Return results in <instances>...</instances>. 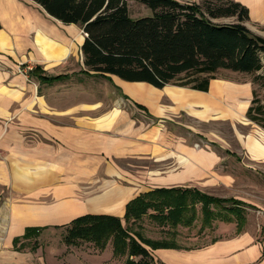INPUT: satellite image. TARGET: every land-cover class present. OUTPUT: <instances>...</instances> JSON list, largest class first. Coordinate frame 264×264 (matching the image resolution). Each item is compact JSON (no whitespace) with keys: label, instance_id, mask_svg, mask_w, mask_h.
Instances as JSON below:
<instances>
[{"label":"crops","instance_id":"obj_1","mask_svg":"<svg viewBox=\"0 0 264 264\" xmlns=\"http://www.w3.org/2000/svg\"><path fill=\"white\" fill-rule=\"evenodd\" d=\"M236 1L249 8V21L264 24V0ZM0 23V264H59L55 254L61 227L89 213L123 218L130 200L154 188L195 187L214 195L213 190L236 180V155L245 167L264 172V127L247 117L252 81L217 77L203 91L112 75L124 97L150 107L164 123L147 126L127 108L96 115L98 105L65 106V96L54 88L61 81L42 84L32 71L40 66L46 75H59L79 53L84 66L80 24L64 23L33 0H0ZM188 113L202 123L245 122L250 128L237 130L236 140L242 153L215 138L196 148L168 127L169 120ZM144 160L152 162L147 172L140 169ZM165 163L176 167L161 170ZM220 223L216 231L224 235L231 227L228 236L197 249H156L161 261L174 264L162 254L170 251L196 258V264H264V239L243 229L246 222L241 227L238 221ZM28 227L42 228L40 246L32 249L28 243L35 239H22L27 246L16 250L15 238Z\"/></svg>","mask_w":264,"mask_h":264},{"label":"trees","instance_id":"obj_2","mask_svg":"<svg viewBox=\"0 0 264 264\" xmlns=\"http://www.w3.org/2000/svg\"><path fill=\"white\" fill-rule=\"evenodd\" d=\"M33 1L64 23L82 26L85 33L81 46L83 73L90 76L109 79L117 75L127 81H144L160 88L175 84L207 91L220 70L254 75V97L247 117L264 127V100L258 93V87L264 88V36L255 34L247 26L250 11L243 3L135 0L150 7L153 14L133 18L130 0ZM226 18L231 21H222ZM32 71L42 83L67 77L66 74L46 75L40 66ZM199 204L205 225H209L214 215L227 222L237 219L239 227L245 221L243 206L247 203L240 199L217 197L195 187H161L130 200L123 218L93 213L78 216L63 226L64 239L68 245L91 242L100 251L111 241L114 255L129 254L126 264H155L148 246L154 250L182 247L173 240L153 241L132 225L149 215L173 227L191 226L198 218ZM213 205H220L221 209L215 212ZM41 229L28 227L23 236L15 238L14 248L23 250L27 242L22 239L32 238L35 239L32 249L39 247ZM136 255L141 259H132Z\"/></svg>","mask_w":264,"mask_h":264},{"label":"rangeland","instance_id":"obj_3","mask_svg":"<svg viewBox=\"0 0 264 264\" xmlns=\"http://www.w3.org/2000/svg\"><path fill=\"white\" fill-rule=\"evenodd\" d=\"M129 10L131 17L133 18L150 16L153 14V11L150 7L135 0L129 1ZM222 21H231V19L226 18L222 19ZM246 24L255 34L264 36V24L253 23L252 21H247ZM81 33L83 34V32ZM79 54V58L76 54H74V56L71 57L72 66L65 68L62 70V73L59 74H66L67 76L65 79L61 80L63 83L58 82V84L54 86V88H56V92H61L63 93V96H65V106L74 105L77 107H82L85 105H98L96 110H94L96 115H99V113H102L103 111L107 112L115 108H127L131 111V115L134 119L143 120L147 126L153 125L155 123H164L161 120L158 121L157 118L154 117L150 111V107H148V110L146 106L137 103L136 100L130 96L125 95V98L122 88L115 82L113 76L108 79L100 76H90L83 73L84 66L82 64V54ZM27 64H30L32 67L34 66L32 63ZM23 67L24 66L21 68L22 70L25 69ZM30 68L27 67L26 71H28ZM54 73L55 71H52L50 74ZM253 77L254 75L252 74L235 72L227 69L220 70L218 73L219 79L240 84L248 82L251 83V81H253ZM34 79L37 80L36 78ZM258 93L259 96L264 100V88L258 87ZM224 107L228 108L230 106L225 105ZM241 119H244V116H241ZM167 125L173 132L185 135L187 138H189L190 143L196 148L205 147L210 138H215L228 144L229 148L233 146L232 149L235 150L237 154L242 153L236 142L238 138L237 130L243 133L247 132L250 128L243 121L232 122L229 118L225 120H211L207 123H202L189 115V113L188 115L184 114L181 118L174 117V119L168 121ZM216 144L220 145V143ZM219 151L222 150L220 149ZM236 157L238 159L232 158L234 159V163H237L234 165L235 171L233 170L236 180L232 184L223 185L222 187L213 190V194L219 196H235L236 198L246 202L247 205L244 207V215L246 218L244 222H246V224L244 223L243 229H250L254 231L258 234V238L263 240L264 172L257 168L255 169L252 167H245V165H242L240 162V156L236 155ZM139 164L140 162L138 165ZM143 165L144 167L140 169H143L144 172H147V166L151 167L152 162L150 160H144ZM172 167H176L174 163H165L160 169L167 170ZM131 171L136 174L134 172L135 169L132 168ZM197 207L198 218L191 226L180 225L178 227H173L169 224H163L159 221H156L149 215H145L142 219L134 223L132 228H136L145 237L153 239V241L155 240L160 242L162 240H173L182 247L180 249H197L210 244L211 241L229 235L228 232H230L229 230H231V227H227L225 230H223V232H225L224 235L218 233L216 230L220 227V222L225 221V223H235L237 221L236 218V221L234 220L233 222H227L219 216L217 217L216 215H212L214 217L211 221L212 223L210 222L209 225H205L202 221V214H200V204L197 205ZM212 208L216 212V210L219 211L221 209V206L213 205ZM123 222L125 223V220H123ZM229 225L235 226L231 224ZM60 230V235L58 236L59 241H56V252L58 253L55 254V257H57L55 261H57L59 264H63L65 262L71 264H126V260L130 257L128 253L114 255L111 241L107 244V247L104 251H100L93 243L86 241H81L77 245H68L64 239L66 234L65 228L61 227ZM63 244L65 247H63ZM28 245L32 246V242H29ZM38 245L40 246V242ZM46 245L49 247L50 244ZM148 248L154 256L155 264H166L161 261L158 251L152 249L150 246H148ZM162 254L172 258L174 264H196L198 261L196 258L188 259L189 257L186 258L184 255L178 256L175 252L170 251L164 252ZM132 259L139 260L141 259V256L136 255L133 256ZM51 260L53 261V258ZM251 264H261V262L257 261Z\"/></svg>","mask_w":264,"mask_h":264}]
</instances>
